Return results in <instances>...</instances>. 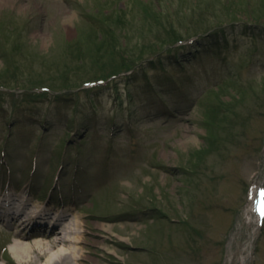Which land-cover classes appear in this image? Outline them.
<instances>
[{
	"label": "rangeland",
	"instance_id": "rangeland-1",
	"mask_svg": "<svg viewBox=\"0 0 264 264\" xmlns=\"http://www.w3.org/2000/svg\"><path fill=\"white\" fill-rule=\"evenodd\" d=\"M7 164L97 264H264V0H0Z\"/></svg>",
	"mask_w": 264,
	"mask_h": 264
},
{
	"label": "bare ground",
	"instance_id": "bare-ground-1",
	"mask_svg": "<svg viewBox=\"0 0 264 264\" xmlns=\"http://www.w3.org/2000/svg\"><path fill=\"white\" fill-rule=\"evenodd\" d=\"M262 193H264V189L261 185L254 188L251 206L247 211V219L252 226V234L248 242L249 248H251V244L255 240L258 232V222L260 220L264 203V195H262ZM13 204L14 207L23 204L28 209L32 206L30 201L27 198H23L21 195L14 198ZM38 207L40 209L42 206ZM44 214L41 218H38V221L45 222L46 215H49V220L53 219V216L55 215L52 211H47ZM71 216L72 215L69 213H65L61 218H54L55 223L52 228H44L39 231H34L33 233L35 235L19 231H12L11 233L0 228V235L3 237L4 243L9 245L8 249L4 250V253L7 252V264H74V260H77L78 262L89 261L94 262L95 264L99 263L96 257L87 254L84 251L87 242L86 227L88 222L84 220V216L81 214L77 217L70 218ZM32 218H30V212L26 208L16 216V220L25 224V226H27V224L30 225L29 221H32ZM101 227H103V225ZM31 236L35 237L32 239ZM121 240L125 242L128 241L125 238H121ZM72 245H77L78 247H73L74 249H71L70 247L71 250L68 253H64L65 251L63 249L53 252V250L60 248V246L65 247ZM8 254H10L9 257ZM246 259L247 257H245L243 261ZM82 264L88 263L85 262Z\"/></svg>",
	"mask_w": 264,
	"mask_h": 264
},
{
	"label": "snow or ice",
	"instance_id": "snow-or-ice-1",
	"mask_svg": "<svg viewBox=\"0 0 264 264\" xmlns=\"http://www.w3.org/2000/svg\"><path fill=\"white\" fill-rule=\"evenodd\" d=\"M262 195H264V193H262Z\"/></svg>",
	"mask_w": 264,
	"mask_h": 264
}]
</instances>
